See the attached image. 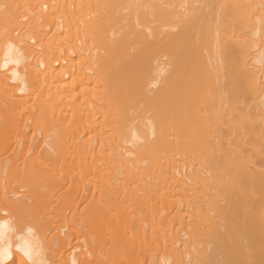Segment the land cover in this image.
<instances>
[{
    "label": "bare ground",
    "instance_id": "obj_1",
    "mask_svg": "<svg viewBox=\"0 0 264 264\" xmlns=\"http://www.w3.org/2000/svg\"><path fill=\"white\" fill-rule=\"evenodd\" d=\"M0 264H264V0H0Z\"/></svg>",
    "mask_w": 264,
    "mask_h": 264
},
{
    "label": "rangeland",
    "instance_id": "obj_2",
    "mask_svg": "<svg viewBox=\"0 0 264 264\" xmlns=\"http://www.w3.org/2000/svg\"><path fill=\"white\" fill-rule=\"evenodd\" d=\"M52 246H54V244Z\"/></svg>",
    "mask_w": 264,
    "mask_h": 264
}]
</instances>
